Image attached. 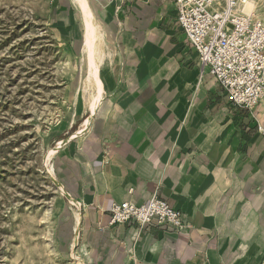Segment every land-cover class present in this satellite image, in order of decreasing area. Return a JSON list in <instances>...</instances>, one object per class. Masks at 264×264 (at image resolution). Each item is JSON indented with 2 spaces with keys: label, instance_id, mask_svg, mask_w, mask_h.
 Instances as JSON below:
<instances>
[{
  "label": "crops",
  "instance_id": "crops-1",
  "mask_svg": "<svg viewBox=\"0 0 264 264\" xmlns=\"http://www.w3.org/2000/svg\"><path fill=\"white\" fill-rule=\"evenodd\" d=\"M93 2L103 39L99 85L81 90L86 113L53 130L79 248L91 264H259L264 101L251 111L233 107L212 76L200 74L173 0ZM49 10L62 43L81 34V57L72 0H50ZM154 193L181 212L188 230L108 225L113 205L144 204Z\"/></svg>",
  "mask_w": 264,
  "mask_h": 264
},
{
  "label": "rangeland",
  "instance_id": "rangeland-1",
  "mask_svg": "<svg viewBox=\"0 0 264 264\" xmlns=\"http://www.w3.org/2000/svg\"><path fill=\"white\" fill-rule=\"evenodd\" d=\"M49 4L0 0V264H91L53 154L55 125L87 111L88 71L81 34L62 43Z\"/></svg>",
  "mask_w": 264,
  "mask_h": 264
},
{
  "label": "built area",
  "instance_id": "built-area-1",
  "mask_svg": "<svg viewBox=\"0 0 264 264\" xmlns=\"http://www.w3.org/2000/svg\"><path fill=\"white\" fill-rule=\"evenodd\" d=\"M255 0H173L176 25L233 107L264 101V24L243 8ZM135 224L185 231L189 223L155 193L144 204L125 201L108 211V225Z\"/></svg>",
  "mask_w": 264,
  "mask_h": 264
},
{
  "label": "bare ground",
  "instance_id": "bare-ground-1",
  "mask_svg": "<svg viewBox=\"0 0 264 264\" xmlns=\"http://www.w3.org/2000/svg\"><path fill=\"white\" fill-rule=\"evenodd\" d=\"M72 2L75 10L80 15L79 20L82 25V54L86 59L89 72L92 73L89 74V77L86 79L85 86H87L90 81L94 87H97L99 85L97 80V64L100 63L103 57L101 20L93 0H72ZM257 10L258 8L255 1L246 4L243 8L245 14H252L257 12ZM91 97L92 96H90V99ZM96 99L98 98H92L89 102L91 107L96 106Z\"/></svg>",
  "mask_w": 264,
  "mask_h": 264
}]
</instances>
